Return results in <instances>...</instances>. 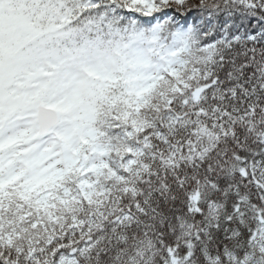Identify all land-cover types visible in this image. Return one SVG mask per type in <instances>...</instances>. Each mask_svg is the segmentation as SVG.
<instances>
[{"label": "snow or ice", "instance_id": "1", "mask_svg": "<svg viewBox=\"0 0 264 264\" xmlns=\"http://www.w3.org/2000/svg\"><path fill=\"white\" fill-rule=\"evenodd\" d=\"M0 264H264V0H0Z\"/></svg>", "mask_w": 264, "mask_h": 264}]
</instances>
